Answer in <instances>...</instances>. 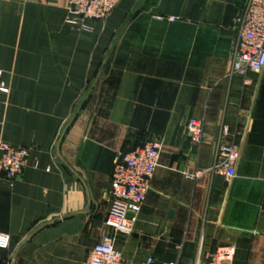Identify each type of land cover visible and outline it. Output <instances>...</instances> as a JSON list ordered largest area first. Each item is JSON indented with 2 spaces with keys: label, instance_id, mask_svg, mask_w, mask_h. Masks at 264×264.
Returning <instances> with one entry per match:
<instances>
[{
  "label": "crops",
  "instance_id": "0c3cea01",
  "mask_svg": "<svg viewBox=\"0 0 264 264\" xmlns=\"http://www.w3.org/2000/svg\"><path fill=\"white\" fill-rule=\"evenodd\" d=\"M247 3L122 0L78 31L66 0H0V142L30 148L23 173L0 178V232L11 239L0 261H85L113 233L115 160L158 139L133 232L116 236L126 261L197 264L233 246L230 264H264V69L231 72ZM193 119L204 121L200 144ZM224 127L240 149L232 179L213 170Z\"/></svg>",
  "mask_w": 264,
  "mask_h": 264
},
{
  "label": "built area",
  "instance_id": "2783aa9c",
  "mask_svg": "<svg viewBox=\"0 0 264 264\" xmlns=\"http://www.w3.org/2000/svg\"><path fill=\"white\" fill-rule=\"evenodd\" d=\"M69 15L66 23L78 31H89L92 24L87 22L106 19L121 4L122 0H66ZM177 17H171L176 20ZM238 37L233 47L232 74L260 72L264 69V0H248L247 5L234 18ZM4 70L0 68V123L2 122V99L9 88L2 82ZM193 142L203 141L204 121L193 119L187 125ZM236 134L224 127L218 147V161L213 170L232 179L240 158L239 146L235 143ZM161 142L153 139L142 146L121 152L114 162L109 195L111 206L106 225L113 233L103 234L100 241L90 250L88 258L81 264H131L115 247L119 233L130 235L141 211L146 194L151 189V181L159 160ZM0 178L12 184L28 165L30 148L16 147L8 142H0ZM132 215L131 217L129 215ZM10 236L0 232V249H9ZM235 247L229 246L209 254L206 261L197 264H230ZM0 264H11L0 261ZM140 264H155L153 256H148ZM161 264H178L175 261Z\"/></svg>",
  "mask_w": 264,
  "mask_h": 264
},
{
  "label": "water",
  "instance_id": "95a60500",
  "mask_svg": "<svg viewBox=\"0 0 264 264\" xmlns=\"http://www.w3.org/2000/svg\"><path fill=\"white\" fill-rule=\"evenodd\" d=\"M129 216L131 217L132 215L130 214ZM11 264H15V260H13Z\"/></svg>",
  "mask_w": 264,
  "mask_h": 264
}]
</instances>
